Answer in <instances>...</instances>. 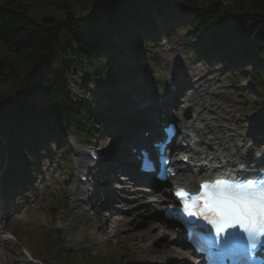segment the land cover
Segmentation results:
<instances>
[{
	"label": "trees",
	"instance_id": "trees-1",
	"mask_svg": "<svg viewBox=\"0 0 264 264\" xmlns=\"http://www.w3.org/2000/svg\"><path fill=\"white\" fill-rule=\"evenodd\" d=\"M49 3L0 0L4 190L18 187L21 179L30 176L29 157L38 151L42 140L65 137L71 124L86 143H95L101 128L95 106L74 97L69 81L77 77L103 80L107 87L102 97L108 101L104 112H116L123 96L119 82L126 74L116 61L155 48L156 38L165 29V16L184 25L185 47L198 61L241 67L250 90L264 101V0H77V16L75 6L65 7L60 22L51 18L38 22L30 16ZM203 36H209L211 43H203ZM113 37L119 40L118 57L107 58L108 67L101 52ZM41 203L48 208L45 222L26 213L22 222L8 228L18 247L25 246L38 255L33 258L37 264H122L126 260V250L121 252L119 246L106 255L92 247L96 255L90 248H65L63 236L55 228L69 210V197L63 191L54 197L45 191ZM40 249L53 252L50 262L46 263Z\"/></svg>",
	"mask_w": 264,
	"mask_h": 264
},
{
	"label": "rangeland",
	"instance_id": "rangeland-1",
	"mask_svg": "<svg viewBox=\"0 0 264 264\" xmlns=\"http://www.w3.org/2000/svg\"><path fill=\"white\" fill-rule=\"evenodd\" d=\"M76 2L77 0H50L49 4L42 6L36 12H31L30 16L38 22L42 18H51L56 22H60L65 18V7L72 8L75 6V16H77L79 6L76 5ZM87 4L90 5L89 2ZM87 13L90 14L91 10ZM176 20L174 18L169 19L168 16L164 17L165 29L156 38L155 48H145L138 54H127L125 59L119 58L116 61L115 65L126 71L125 76L119 82V92L123 96L116 112H104L105 104L108 102L102 97L103 88L107 87L106 82L103 80L95 81L89 77H77L73 81L77 90L73 91L75 97L82 100L84 98L87 102L92 103L96 109L94 113L98 123L103 124V129L96 135L98 143L92 145L104 162L98 166L101 173H106L104 166H112V158L122 157L123 151L118 150L119 147L124 150L123 143L122 145L121 143H114L113 140L122 128L127 129L133 126L131 118L125 115V110L126 105L133 98L138 97L137 99H139L141 97L140 89L134 86L135 81H139L143 88L152 89L157 87L156 80L158 76L168 80L173 73L190 75V72L196 73L194 69L202 73L208 71V74L216 79L221 87L225 89V92L234 99L232 104H228L231 112V126L243 135H247L251 130L260 131L264 127V109L262 108L264 101L260 94H255L250 90L246 71L237 65L223 66L217 61H198L192 55V52L185 47V28ZM156 21L159 23L160 19ZM201 41L211 43V38L203 36ZM118 43L119 40L113 37L108 48L103 49L101 52L108 67L110 64L107 58L118 57L115 53L118 49ZM146 65L147 68H145ZM237 81L239 82L237 83ZM114 84L112 83L109 86L113 87ZM168 84L173 89L172 82H168ZM189 90L191 89L189 88ZM189 94L190 91L187 89L184 93L185 102ZM178 97L179 93L174 92L173 101ZM167 103L169 105L170 100ZM143 105L145 103L138 104V106ZM185 108H187V105L184 103H181V106L178 103L175 107L173 106L174 116L178 122L182 116L180 114H183ZM190 117L186 116V118ZM121 118L125 119L123 125L117 123ZM140 129L136 130L135 133ZM135 133L130 137L125 136V138L133 139ZM203 140L205 139H202V142ZM85 143L86 141L79 136L76 125L71 124L67 128L65 137L56 138L53 136L46 141L42 140L38 151L29 157V164L32 166H30L31 174L25 179V183H22L16 189L10 187L8 192H1L0 183V231L3 232L0 235V264H33L31 261L32 256L38 257V255H31L28 250L26 252L16 249V241L6 232V227L16 222H22L21 220L26 213H29L39 223L45 222L48 208L41 203L45 191H48L53 197L63 191L69 197V210L60 217L55 228L63 236L65 248L83 247L88 250L92 247L101 254L106 255L114 247L119 246L121 252L126 250V260L122 264H175L177 259H193L190 250L180 241L179 233L174 232L171 226L166 223V220L163 219V209L169 196L156 210L150 209L146 213L142 209V205L137 204L138 198L136 195L138 193L134 186L125 183L124 174L120 175L119 180L114 178L115 175L112 173L110 182H106L104 177H100V175L98 177L100 183L112 189L109 195L101 191L89 200L83 201L76 198L75 194L77 192L74 194L75 185L70 165L72 166L74 163L73 153L75 148L76 150H83L84 153L88 150ZM254 158L256 156L252 157V159ZM4 162V159L0 158V180L5 175ZM239 164L240 162L234 164V166ZM98 168L94 170L96 176L99 174ZM107 171H109V168ZM37 174H39V179L36 177ZM100 183L98 182V185ZM123 183L124 186H121ZM154 186L155 192L164 188L157 182H154ZM138 189L140 192L141 188ZM92 191L94 192V189ZM141 193L147 194V189H144ZM139 195L141 203L147 202L149 204L151 200H149V197H146L143 201L142 198L145 196L140 193ZM103 206L108 207L110 211L105 210ZM119 216L131 224L136 223L140 218L146 221V224L155 223L165 230V236L164 238H156L149 235L150 232L146 229V225L141 224L134 230L136 233L132 235L133 237H130L127 232L122 234L124 221L121 218L118 223L112 226V223L116 222V218ZM78 226H83V228L78 229ZM170 237H175L177 242L170 241ZM140 245L147 248V250L142 249ZM169 246L187 250V253H166L165 249ZM45 250L40 249L39 252L48 263L54 256L53 252H45ZM91 250L93 254H97L95 250Z\"/></svg>",
	"mask_w": 264,
	"mask_h": 264
},
{
	"label": "bare ground",
	"instance_id": "bare-ground-1",
	"mask_svg": "<svg viewBox=\"0 0 264 264\" xmlns=\"http://www.w3.org/2000/svg\"><path fill=\"white\" fill-rule=\"evenodd\" d=\"M194 70L196 73L190 72V75L173 73V75H171L168 80L167 78L164 79L158 76L156 80L157 87L152 89L143 88L139 81H135L134 86L140 89L141 97L139 99H137L138 97L133 98L126 105L125 110V115L131 118L134 128L130 131H128L126 128H122L113 142L126 144L124 139L125 135L130 136L135 129L142 127L144 124L146 126H151V128L155 125L159 126L163 121L162 119H164V117L167 115V101L170 100L169 104L172 107H175L176 103H178L180 106L181 103L187 105V108H185L183 114L180 115L185 117L191 116L183 125L180 126L179 130L184 128L188 130V134H196L198 138L206 139L205 142L207 145L203 144V142L201 146L196 144V149H194L189 154V158L191 160L201 159L203 161L207 160V158H210L218 172L221 171L222 165L228 166L231 171H233L232 167L238 162L244 165L254 166H256V164H261L264 161V127L260 131L251 130L247 135L239 133L236 128L232 127L230 124L231 112L228 108V104H232L234 99L225 92V89L221 87L216 79H213L210 74H208V71L202 73L196 69ZM168 82H172L174 85L173 89L170 88ZM189 88L191 90H189ZM187 89L190 91V94L186 99L187 101L185 102L184 93L187 91ZM148 90L150 91L148 92ZM174 92H178L179 97L173 101L172 95ZM140 103H145V105L138 106ZM124 121L125 119L121 118L117 123L119 125H123ZM181 122L182 119L179 120V124H181ZM118 151H120V148ZM181 151L184 152L185 149H181ZM210 151H212V153ZM209 153L210 155L208 156ZM73 154V172H83L81 175L91 176L90 174L94 167L91 165L86 152L84 153L83 150H76L75 148ZM255 156L256 158L252 159V157ZM173 168L180 170V174L175 181L176 183H180L183 186L190 188L193 187V185L196 183L197 177L193 176L191 172L187 170H185L186 173H181V171L186 168L179 162L174 163ZM127 170H129V168H127L125 165L124 160L122 161L119 158H115L112 159V167L109 169V175L111 177L113 173L115 175L114 178L119 179L120 175L124 174L123 179L125 180V183L134 186V189H136L138 193L136 196L139 203L137 202V204L142 205V209H144L146 213H148L150 209L156 210L158 207H160L165 200L166 192L163 189L155 192L153 180L150 183L149 188L145 187L144 184L135 180L136 176L130 173L131 170H129L130 174L127 173ZM217 171H214V173ZM38 176L39 174H37L36 177ZM98 182L100 183V181ZM74 185V194L77 192V194H75L76 198L79 200H84L83 193L82 191L81 193L79 192L80 187L76 180ZM121 186H124V183ZM138 188H141L140 192ZM144 189H147V194L141 193ZM97 191H103L109 195V193L112 192V189L107 188L102 183H100L97 186ZM139 193L142 194V196H145L142 198L143 201L146 199V197H149V200L151 199L149 204L147 202L141 203L142 201H140L141 197H139ZM103 207L105 210H109L108 207ZM120 218V216L117 217L116 222L112 223V226L118 223L121 219L124 221L123 218ZM123 224L124 225L121 231L122 234L127 232L130 237H133L132 235L136 233L134 230L139 224L146 225V229L148 232H150L148 233L149 235H153L156 238H164L165 236L164 229L158 227L155 223L146 224V221L142 220L141 218L136 223L131 224L129 221H124ZM175 240V237H170V241L177 242ZM141 247L142 249L147 250V248H143V246ZM165 251L166 253H187V250H180L175 246H169L167 249H165Z\"/></svg>",
	"mask_w": 264,
	"mask_h": 264
},
{
	"label": "snow or ice",
	"instance_id": "snow-or-ice-1",
	"mask_svg": "<svg viewBox=\"0 0 264 264\" xmlns=\"http://www.w3.org/2000/svg\"><path fill=\"white\" fill-rule=\"evenodd\" d=\"M173 194L182 205L176 211L201 218L214 229L215 238L206 242L210 258L226 257L237 246L240 234L227 233L235 228L246 237L241 245L245 261L255 264V253L264 238V178L246 182L205 180L198 192L174 187Z\"/></svg>",
	"mask_w": 264,
	"mask_h": 264
}]
</instances>
